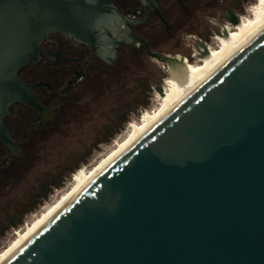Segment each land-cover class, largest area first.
<instances>
[{
    "label": "water",
    "instance_id": "obj_1",
    "mask_svg": "<svg viewBox=\"0 0 264 264\" xmlns=\"http://www.w3.org/2000/svg\"><path fill=\"white\" fill-rule=\"evenodd\" d=\"M114 13L110 0H0V120L43 37L95 45ZM0 138L22 155L1 122ZM0 264H264V22Z\"/></svg>",
    "mask_w": 264,
    "mask_h": 264
},
{
    "label": "flooded vegetation",
    "instance_id": "obj_2",
    "mask_svg": "<svg viewBox=\"0 0 264 264\" xmlns=\"http://www.w3.org/2000/svg\"><path fill=\"white\" fill-rule=\"evenodd\" d=\"M110 1L118 14L110 18L97 44L50 32L19 66L17 76L25 85L22 99L7 105L0 122L22 155L13 154L0 138V189L15 161L28 157L27 149L69 121L105 82L121 89L132 73L146 71L148 57L158 61L149 50L163 52L165 40H179L181 30L197 20L198 10L218 0H155L165 22L142 0ZM126 112L118 121L126 119Z\"/></svg>",
    "mask_w": 264,
    "mask_h": 264
},
{
    "label": "rangeland",
    "instance_id": "obj_3",
    "mask_svg": "<svg viewBox=\"0 0 264 264\" xmlns=\"http://www.w3.org/2000/svg\"><path fill=\"white\" fill-rule=\"evenodd\" d=\"M259 1L218 0L217 4L213 1L210 8H200L197 20L181 30L179 40H165L162 46L163 52L176 55L179 59L176 63L155 62L148 57L146 71L132 73L121 89L119 84L105 82V88L97 90L69 121L63 122L55 132L41 137L34 149H27L28 157L15 161L9 179L0 189V230L18 217V211L28 206L34 193L60 177L62 183L59 187H52L48 197L25 213L21 222L5 229L0 235V249L45 205L68 188L74 175L93 165L110 150L114 142L126 133L130 122L137 121L144 111L157 106L160 97L156 91L158 84L163 90L168 88L187 64L202 59L200 51L203 47L199 41L204 42L207 49L215 48L225 32L236 29L239 23L231 25L222 16L227 8L243 20L250 16L251 7ZM186 35L192 36L186 38ZM124 107L127 116L120 122L118 116ZM106 137L107 140L96 142Z\"/></svg>",
    "mask_w": 264,
    "mask_h": 264
},
{
    "label": "bare ground",
    "instance_id": "obj_4",
    "mask_svg": "<svg viewBox=\"0 0 264 264\" xmlns=\"http://www.w3.org/2000/svg\"><path fill=\"white\" fill-rule=\"evenodd\" d=\"M264 22V0L253 5L250 16L238 22L235 30L225 32L219 44L208 48V53L201 55L199 62L187 64L171 85L160 94L156 107L144 111L141 118L128 124L126 133L114 142L113 147L93 163L83 168L71 178V183L51 203L45 205L35 217L22 229L15 233L14 238L0 249V263L6 259L45 219H47L67 198L80 186L99 172L142 132L163 115L172 105L184 96L193 86L215 68L227 55L249 37ZM176 63V62H175ZM162 86V85H161ZM163 89V87H162Z\"/></svg>",
    "mask_w": 264,
    "mask_h": 264
},
{
    "label": "trees",
    "instance_id": "obj_5",
    "mask_svg": "<svg viewBox=\"0 0 264 264\" xmlns=\"http://www.w3.org/2000/svg\"><path fill=\"white\" fill-rule=\"evenodd\" d=\"M117 130V129H115ZM111 133H113V130H110ZM107 140V137L105 139H98L96 142H102ZM62 183V179L61 177L58 180H54L51 183L47 184L44 188H42L41 190L37 191L36 193H34L32 195V199L29 201V204L27 207L23 208L21 211H18V217L14 218L10 221V223L8 225H6L5 227H3L0 230V235L5 231V229L9 226V225H17L19 222H21L22 217L24 216L25 213L33 210L34 208H36L45 198L48 197V194L51 192L52 187H59Z\"/></svg>",
    "mask_w": 264,
    "mask_h": 264
}]
</instances>
